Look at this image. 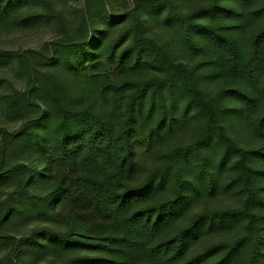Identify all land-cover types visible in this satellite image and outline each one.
<instances>
[{
	"label": "rangeland",
	"instance_id": "obj_1",
	"mask_svg": "<svg viewBox=\"0 0 264 264\" xmlns=\"http://www.w3.org/2000/svg\"><path fill=\"white\" fill-rule=\"evenodd\" d=\"M204 1L207 2L180 3L174 14L197 17ZM153 2H160L163 8L157 11L158 6ZM169 3L170 0H0V7L9 6L8 16L1 18L0 51H32L30 56L36 66L31 69L20 57L0 54V142L2 136L6 139L4 147L0 146V161L3 172H8L0 174V215L9 196L25 179L24 172L13 169L21 165L32 170V183L27 194L12 196V210L8 218L0 222V264H5L15 241L19 246L11 264H73L74 259L83 264H165L151 258L143 247L129 244L124 239L154 244L159 236L171 239L182 230L188 234L189 244L180 264H186L194 257L199 260L197 264H251L254 230L246 212L256 210L264 217V207L249 200V190L253 186L264 197V182L256 180L255 184L249 185L242 175L243 169L234 166L232 157L228 164L220 167L218 145L209 147L208 154L201 153L205 149L202 143L206 120L200 105L191 99L172 105L167 88L163 86L161 92L166 96L167 111L170 114L176 110L178 122L162 134L152 132L162 112L158 105L150 102L143 110V117L138 115L139 122L129 136V156L121 148L123 145H116L124 130V116L122 120L114 121L107 131L110 137H116L111 155L95 150L94 161L88 163L85 147L76 145L85 135H90L85 131L88 119L96 127L106 130L105 119L99 105L93 102V95L84 93L80 75L63 62L46 61L49 55L52 57L59 52V41L86 36L103 38V45L94 53L97 56H93L94 59L88 56L85 64L93 63L90 77L95 87L112 88L108 98L113 109L120 112L141 85H161L164 77L149 61L150 48L141 56L136 53L129 56L134 53V35L137 33L138 38L164 45L165 58L169 62L182 63L193 72L203 98L215 104L227 85L208 77L203 55L196 43L187 39L184 29L174 22L175 16L168 11ZM85 4L88 10L99 5L106 11L120 12V18L117 15L103 18L104 22L99 26L106 32L95 34L91 30L93 25L89 26L83 19ZM138 6L144 14L140 29L133 31L123 45H118L120 35L133 25L131 16L121 14ZM212 25L220 29L218 22ZM191 33L193 40L201 39L196 31ZM140 44L139 41L137 47ZM260 85L264 88V80ZM63 94L68 99H61L62 107L71 115L55 109L50 101ZM231 105L229 99L225 104L217 103L216 107L222 113ZM227 119L221 120L226 136L248 157L256 158L263 148L262 140L256 134L246 132L237 116L229 115ZM59 149H63L67 157L56 159ZM236 157L242 156L236 154ZM124 158L128 159L127 164H135V168L124 167ZM177 165L186 183H203L201 192L175 212L170 209L171 205L164 207L157 233L143 230V219L140 230H132L126 218L134 210L154 206L171 196L173 166ZM257 169L260 171L261 166ZM65 175L69 177L67 180H64ZM214 175L216 182L211 186L209 179ZM152 177H157L153 184L154 195L141 198L139 193L147 188L143 185ZM73 185L77 187L73 188ZM185 192L190 193L188 186ZM104 197H111L113 203L97 204L96 199ZM123 199L126 210L111 214L110 210ZM212 211L238 214L228 215L227 222L208 219L206 223L188 229L195 216ZM158 214L153 208L152 216ZM5 235L15 240H7ZM108 236L121 240L109 242ZM238 242L241 246L231 256L224 257L223 251L211 252L215 245L230 248ZM209 249L212 255L205 257L204 253Z\"/></svg>",
	"mask_w": 264,
	"mask_h": 264
},
{
	"label": "trees",
	"instance_id": "obj_2",
	"mask_svg": "<svg viewBox=\"0 0 264 264\" xmlns=\"http://www.w3.org/2000/svg\"><path fill=\"white\" fill-rule=\"evenodd\" d=\"M188 1L199 2L203 0H170L168 5L169 14L175 16L176 20L174 19V22L177 26L184 29L187 39L196 43L197 49L203 55L204 66L208 69V77L226 83L227 87L223 90L220 101L217 103L225 104L231 99V107H229L228 110L224 108L223 112L220 113L216 107L217 103H215V105L211 101H206L203 98V92L198 86V78L193 72L189 71L182 63L177 61L169 62L163 54V49L165 50L164 45L147 38H138V34L136 33L133 43L134 53H130L129 56L135 53L141 56L147 48H150L152 55L149 61L157 71L162 72L164 77L161 85L152 84L151 87L149 85H141V88L134 94L126 108L117 112L113 109V103L108 98L112 88L102 89L103 86L95 87L90 77V69L93 68V63H89V65L85 64V61L88 60V56L91 57V59L97 56V54L94 55V53L103 45V38L96 39L94 36H86V38L72 41H59L57 43L59 52L52 57L49 55L46 61L48 63L63 62L67 64L71 71L81 76V83L84 84V93L93 95L92 97L95 99L93 102L99 105L98 109L101 110V116L105 119V122L102 120L103 126L107 128L106 130L100 129L88 119L85 131L90 135H85L83 140L77 143L79 145L76 146L85 147L87 153L86 162L88 163L94 161L92 158L95 150L111 155L116 141H114V139L116 137H110L107 131H110L114 121L122 120L125 116L126 121H124L122 137H118L116 145H123L121 148L125 150L128 154L127 156H129V136L132 131H134L135 124L139 122L140 118L138 119V115L139 117H143V110L150 102L152 105H158L162 112V117L156 121L151 131L162 134L178 122L174 114L176 110H173L170 114L167 111L165 104L166 96L161 92V89L165 86L172 105L180 102V100L188 101V99H191L194 100L198 106L200 105L202 111H204L206 124L203 133L204 141L202 143L205 149L201 152L203 155L208 154L207 149L209 147L218 145L220 148V159L217 163L220 167H224L228 164L232 157L235 161L234 166L243 169L242 175L249 185L255 184L256 180L264 182V145L256 158L248 157L245 151L238 149L237 144L226 136L225 128L221 123L222 119L228 118L227 120H229V115L237 116L245 131L250 134H256L264 143V88L260 85V82L264 80V0H207V2L204 1L205 4L202 8V12L197 17L174 14V11H177L181 6L180 3L183 4ZM153 4L158 6L157 11L158 8H163L160 2H153ZM8 9V5L0 7V23L3 21L1 19L3 16H8ZM150 9L153 10L152 7H150ZM146 12L148 11L146 10ZM123 13L124 14L121 15H129L132 17L133 25L123 31L122 35H120L118 45H123L133 31L137 32V29H140L141 19L144 15L141 6L134 7ZM116 15L120 18V12L106 11V8L104 10L100 8L99 5L94 8L89 7L88 10L87 4L84 5L83 19L89 26L92 27L93 25L94 28L91 30L95 34H105L106 29L100 27L99 23L103 24V18H107V16L111 17ZM214 22L219 23L220 29L216 25H212ZM192 30L196 31L197 35L201 37L200 40H193L191 38ZM139 41L142 42V44L137 47ZM32 53V51H0V54L20 57V59L29 63L31 69H34L36 66L34 65V60H32L30 56ZM65 57L67 58L64 60ZM86 68L88 69L84 70ZM67 86L68 83L65 87L67 88ZM66 94L61 96L56 95L52 97L50 101L54 104L55 109H62L66 115H71L65 107H62L61 103V99H68ZM5 143L6 139L2 136L0 146L4 147ZM197 153L201 156L199 151H197ZM236 154H240L242 157L238 159ZM55 157L61 160L67 157V153L63 149H59ZM123 162L125 164L124 167L135 168V164H127L128 159L124 158ZM258 166H261L260 171L257 169ZM15 170L24 172L25 179L7 199L4 212L0 215V222L7 219L12 210L10 206L12 196L16 193L27 194V188L32 183V170L30 168L19 165L13 169V171ZM173 170L174 185L171 196L167 200L155 204V207L153 205H148L144 208L141 207L134 210L126 218V223L132 230H140L141 219H143V230L157 233L162 220L160 212L164 207L171 205L170 209H173L175 212L179 206L183 207L194 195L201 192L203 183L188 184L182 176L183 173L178 165L173 166ZM7 173L8 172H3L2 162L0 161V174L6 175ZM68 178V176H64V180ZM209 180L210 185L214 186L216 182L215 175ZM156 182L157 177H152L148 180L143 185V188H147L139 193V196L141 198H149L151 195H154L156 188L153 187V184ZM187 186L190 188V193L185 192ZM75 187L73 185V188ZM254 188L255 187L252 186L249 190V200L256 204H261L264 207L263 195L255 191L256 189ZM96 200L97 204L100 205H109L113 203L111 197L97 198ZM125 205V199L119 201L116 206L110 210L111 214H115L120 210H126ZM153 208L159 212L157 216H152ZM250 212H246V215L249 217V222L254 230L250 253L252 258L251 264H264V217H261L260 212L256 213V210L251 211L250 209ZM230 214L237 215L238 212L230 211L224 213L222 211H212L201 213L193 218L191 226H189L188 229H194L196 226L201 225V223H206L208 219H218L219 221L227 222L228 215ZM49 234L54 235V233ZM4 237H6L7 240H15V238L6 235ZM106 239L109 242L121 240L120 237L113 236H108ZM124 240L129 244H137L143 247L151 258L165 264H180L181 258L184 256L187 245L189 244L188 234L185 230H182L171 239L159 236L154 244L142 242L135 243L131 239ZM18 246L19 243L15 241L7 254L5 264H11V260ZM239 246H241L239 242L230 248H221V246L215 245L211 252L223 251V254H225L224 257L231 256L239 249ZM210 255H212L210 249L204 253L205 257H210ZM198 262L199 260L194 257L186 264H197ZM73 264H83V262L74 259Z\"/></svg>",
	"mask_w": 264,
	"mask_h": 264
}]
</instances>
